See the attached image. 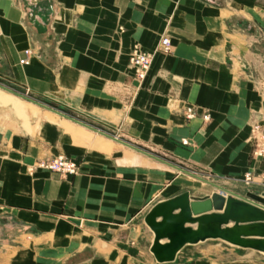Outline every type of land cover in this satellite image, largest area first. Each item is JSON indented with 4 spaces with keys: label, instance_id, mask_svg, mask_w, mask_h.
<instances>
[{
    "label": "crops",
    "instance_id": "crops-1",
    "mask_svg": "<svg viewBox=\"0 0 264 264\" xmlns=\"http://www.w3.org/2000/svg\"><path fill=\"white\" fill-rule=\"evenodd\" d=\"M263 32L264 0H0V83L238 194L262 195L252 125L264 133ZM163 37L170 53L159 50ZM135 47L156 52L142 81L130 64ZM38 107L34 124L8 133L0 125L1 249L18 264L67 256L68 264H176L210 241L264 264L263 252L220 238L159 263L149 211L183 192L196 200L218 189ZM57 156L77 161L78 173L35 166ZM248 172L251 185L242 181Z\"/></svg>",
    "mask_w": 264,
    "mask_h": 264
},
{
    "label": "water",
    "instance_id": "water-1",
    "mask_svg": "<svg viewBox=\"0 0 264 264\" xmlns=\"http://www.w3.org/2000/svg\"><path fill=\"white\" fill-rule=\"evenodd\" d=\"M0 88L76 123L99 131L49 104L40 102L2 83H0ZM99 132L218 189V192L210 198L196 200H191L189 192H183L174 198L156 204L149 211L145 222L154 233L150 250L159 263L172 262L188 244H198L209 238H220L232 245L264 253V193L262 195L251 192L246 195L238 194L145 149L108 133ZM0 139H2L1 132ZM213 209L223 210V213H208ZM177 210L179 211L176 212ZM193 214L201 215L193 217ZM230 221L234 222L232 227L222 228ZM195 223H198L196 229L186 226ZM164 240L166 241L163 242Z\"/></svg>",
    "mask_w": 264,
    "mask_h": 264
},
{
    "label": "rangeland",
    "instance_id": "rangeland-1",
    "mask_svg": "<svg viewBox=\"0 0 264 264\" xmlns=\"http://www.w3.org/2000/svg\"><path fill=\"white\" fill-rule=\"evenodd\" d=\"M7 97H9L8 99H11L9 106L13 109L14 113L19 114V116L21 117L24 116V119L25 120L28 119V121H26L25 123L23 120L17 118L15 114H13V111L6 106L4 107L5 109L2 110L0 109V125L4 127L5 132L8 133L20 127H27L32 123L34 124V122H36L37 119H39L38 117H40V109L37 105L28 102L26 100H23L15 95L9 94L8 92H4L0 89V104H7L8 102L7 100H5ZM8 115L11 117H9ZM49 117H52V119L56 118V116H54L53 114H49ZM50 159L40 160L37 162L35 166L40 169L48 170L45 168H41L39 165L41 162ZM75 162L78 164L77 161ZM78 168H79V164H78ZM187 170L191 171V169H187ZM204 178L214 182L211 179L212 178L211 176L209 177L206 175L204 176ZM242 181L244 182V179ZM3 227L4 230L6 231V223H1L0 220V234L2 232ZM4 251H5L4 249L3 250L1 249V239H0V264H18L16 255L13 254L7 255L6 252ZM60 258L61 261L55 264H68L67 263L68 258H72V257L67 256ZM136 258L139 261L140 258L142 257L137 256ZM75 259L77 262H79L80 257L79 256L75 257ZM121 260L122 262L123 261L125 262L124 258H121ZM136 263L140 264L139 262ZM153 264H158V263L155 262ZM176 264H262V261L260 260L258 261L256 257L255 258L249 257V255L245 254L244 251L241 249H237L232 246L222 244L220 241H210L206 244H201L199 246H196L195 248L193 247L187 251H184L180 255Z\"/></svg>",
    "mask_w": 264,
    "mask_h": 264
},
{
    "label": "built area",
    "instance_id": "built-area-1",
    "mask_svg": "<svg viewBox=\"0 0 264 264\" xmlns=\"http://www.w3.org/2000/svg\"><path fill=\"white\" fill-rule=\"evenodd\" d=\"M264 33V32H263ZM163 53H170L171 43L168 37H163L161 40V47L159 49ZM32 51L26 50L25 57L21 59L22 63L29 60ZM156 52H148L140 47H135L130 55V64L135 71V77L140 81L144 80L152 66ZM187 116L192 118L195 115L194 107H188L186 110ZM209 116L204 115V119L208 120ZM254 131V150L253 156L255 158L264 159V133L261 132V127L258 123L252 125ZM183 144H188V141H183ZM41 168L48 169L50 171L61 173L62 175H76L78 173V164L73 160L65 156H58L50 160H45L39 165ZM264 181V175L262 176ZM246 185L253 184L254 174L253 172L246 173L244 177Z\"/></svg>",
    "mask_w": 264,
    "mask_h": 264
},
{
    "label": "bare ground",
    "instance_id": "bare-ground-1",
    "mask_svg": "<svg viewBox=\"0 0 264 264\" xmlns=\"http://www.w3.org/2000/svg\"><path fill=\"white\" fill-rule=\"evenodd\" d=\"M2 109H5V108H2ZM10 109H11V108H10ZM11 110L13 111V109H11ZM5 112H6V111H5ZM13 114H14V113H13ZM9 115H10V114H9ZM9 115H8V116H9ZM15 116H16V115H15ZM9 117H11V116H9ZM16 117H17V116H16ZM14 118H15V117H14ZM17 118H18V117H17ZM241 248H242V247H241ZM180 252H181V251H180Z\"/></svg>",
    "mask_w": 264,
    "mask_h": 264
}]
</instances>
